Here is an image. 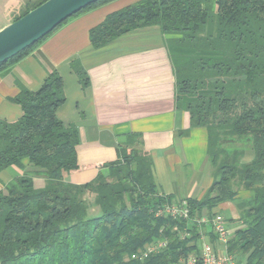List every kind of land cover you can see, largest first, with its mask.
I'll use <instances>...</instances> for the list:
<instances>
[{"label": "trees", "instance_id": "1", "mask_svg": "<svg viewBox=\"0 0 264 264\" xmlns=\"http://www.w3.org/2000/svg\"><path fill=\"white\" fill-rule=\"evenodd\" d=\"M44 1L28 3L15 20ZM104 1L72 15L0 69ZM151 25L176 50L175 102L188 112L191 127L206 131L212 183L199 199H184L188 218L156 216L174 199L157 189L138 133L117 144L116 159L102 165L105 172L81 185L65 182L64 173L79 169V133L56 116L65 96L61 76L52 71L38 89L20 88L17 120H0V170L25 162L35 169L0 190V264H173L199 258L202 235L212 245L216 236L196 220L203 213L210 219L223 202L238 212L235 221L227 220L236 227L226 252L242 264H264V0H139L108 14L90 29L89 40L99 48ZM76 73L85 86V74L78 68ZM160 240L165 248L131 257Z\"/></svg>", "mask_w": 264, "mask_h": 264}, {"label": "crops", "instance_id": "2", "mask_svg": "<svg viewBox=\"0 0 264 264\" xmlns=\"http://www.w3.org/2000/svg\"><path fill=\"white\" fill-rule=\"evenodd\" d=\"M36 0H21L18 5L4 7L0 29L15 20ZM139 0H106L71 18L25 56L0 69V120L13 122L22 110L14 98L20 88L34 91L52 71L62 78L65 101L56 116L65 125L78 129L76 147L79 169L64 173L63 180L84 184L96 177L102 165L116 159V147L127 134L138 133L143 149L152 161V175L159 192L174 201L199 199L213 180V169L206 157L205 129L191 127L189 114L178 107L174 98L176 50L159 26H143L93 48L89 31L104 18ZM76 68L86 76L79 81ZM24 173L35 169L23 163L0 170V190ZM42 185L39 175L33 176ZM246 197V192L240 193ZM228 231L230 218H238L231 202L218 204ZM229 213V217L225 214ZM203 213L202 217H205ZM204 231H211L209 223ZM208 240V235H203ZM221 254L223 247L213 243Z\"/></svg>", "mask_w": 264, "mask_h": 264}, {"label": "water", "instance_id": "3", "mask_svg": "<svg viewBox=\"0 0 264 264\" xmlns=\"http://www.w3.org/2000/svg\"><path fill=\"white\" fill-rule=\"evenodd\" d=\"M98 0H45L0 29V65Z\"/></svg>", "mask_w": 264, "mask_h": 264}, {"label": "built area", "instance_id": "4", "mask_svg": "<svg viewBox=\"0 0 264 264\" xmlns=\"http://www.w3.org/2000/svg\"><path fill=\"white\" fill-rule=\"evenodd\" d=\"M159 217H172V218H188V208L185 200L172 201L160 206L156 213ZM199 224L209 223L211 225V231L216 236V241L223 247V252L219 254L215 246L208 240H205L202 235L199 245V258L191 255L185 259H181L173 264H242L240 260L234 258L232 255L226 252V242L230 236L225 221L219 213H214L213 216L208 219L206 216L196 220ZM166 247V241L160 240L153 244H147L142 249L131 257L136 259H143L152 252H157Z\"/></svg>", "mask_w": 264, "mask_h": 264}, {"label": "rangeland", "instance_id": "5", "mask_svg": "<svg viewBox=\"0 0 264 264\" xmlns=\"http://www.w3.org/2000/svg\"><path fill=\"white\" fill-rule=\"evenodd\" d=\"M19 1H21V0H0V15L3 14L1 10H2L4 7H7V8H8V6H13V7H15V6L18 5L17 3H19ZM233 205H234V204H233ZM95 209L97 210V211H96V215L99 214V209H98L97 206H95ZM88 215H89V216H92V215H93L91 209H88ZM225 215L229 217V213H227V214H225ZM229 219H230V218H229ZM228 227H230V229L233 231V229L236 227V224H234V225H230V224H229Z\"/></svg>", "mask_w": 264, "mask_h": 264}]
</instances>
